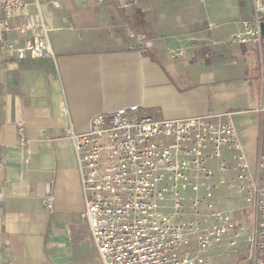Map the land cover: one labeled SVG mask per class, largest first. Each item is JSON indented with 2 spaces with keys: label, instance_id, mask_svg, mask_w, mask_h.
Listing matches in <instances>:
<instances>
[{
  "label": "crops",
  "instance_id": "crops-1",
  "mask_svg": "<svg viewBox=\"0 0 264 264\" xmlns=\"http://www.w3.org/2000/svg\"><path fill=\"white\" fill-rule=\"evenodd\" d=\"M251 14L250 0H26L11 24L43 21L54 57L19 62L0 54L1 264H102L83 218L72 134L86 133L96 115L133 104L165 119L230 112L212 92L229 84H244L258 104L257 49L232 42ZM131 32L153 47L144 49ZM7 37L23 43L16 30ZM175 48L186 49L181 61L169 56ZM49 192L52 213L43 204ZM234 195L222 188V207L249 227L252 212L240 215L246 204L235 208ZM229 252L225 244L208 255L216 264H245L243 250Z\"/></svg>",
  "mask_w": 264,
  "mask_h": 264
},
{
  "label": "built area",
  "instance_id": "built-area-1",
  "mask_svg": "<svg viewBox=\"0 0 264 264\" xmlns=\"http://www.w3.org/2000/svg\"><path fill=\"white\" fill-rule=\"evenodd\" d=\"M250 2L252 14L232 42L257 49L259 102L251 111L264 115V0ZM25 7L26 0H0V54L19 62L53 58L43 21L11 24ZM11 30L22 44L8 39ZM130 37L146 50L153 47L143 34ZM185 55V48L169 51L173 61ZM233 115L165 119L133 104L96 115L86 133L72 134L83 218L102 264H216L208 252L225 244L227 258L243 250L245 264H264V157L252 171ZM17 131L23 148V123ZM224 187L242 197L240 215L251 210L249 227L222 207ZM43 204L54 211L51 192Z\"/></svg>",
  "mask_w": 264,
  "mask_h": 264
},
{
  "label": "rangeland",
  "instance_id": "rangeland-1",
  "mask_svg": "<svg viewBox=\"0 0 264 264\" xmlns=\"http://www.w3.org/2000/svg\"><path fill=\"white\" fill-rule=\"evenodd\" d=\"M250 55H254V53ZM251 75L257 81L256 72L252 73ZM235 87L236 86H234L233 84H229L225 87L223 86L214 87V89H212V92L213 90H217L220 93V98H221L219 104L224 108H226L227 111L234 113L233 115L234 125L236 127L240 142L244 148L246 156L250 162L251 169L252 171H254L256 168L257 158L259 157V151H260L259 144H264V138L260 130V123H261L260 116L250 111L253 106H256L257 99L255 95L249 96L248 91L245 88L244 84L243 85L241 84L236 88ZM238 87L241 90L240 92ZM249 98L253 100L251 106L248 101ZM261 153L264 157V147ZM234 197H235L234 201H236L235 208H237V206H241L243 204V199L238 195H234ZM1 251H2V247L0 245V252ZM0 264H1V257H0Z\"/></svg>",
  "mask_w": 264,
  "mask_h": 264
},
{
  "label": "water",
  "instance_id": "water-1",
  "mask_svg": "<svg viewBox=\"0 0 264 264\" xmlns=\"http://www.w3.org/2000/svg\"><path fill=\"white\" fill-rule=\"evenodd\" d=\"M261 30H262V35H263V37H264V23H263L262 26H261Z\"/></svg>",
  "mask_w": 264,
  "mask_h": 264
}]
</instances>
